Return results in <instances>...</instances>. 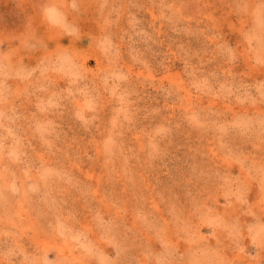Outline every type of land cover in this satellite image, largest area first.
Wrapping results in <instances>:
<instances>
[{"label": "rangeland", "instance_id": "1", "mask_svg": "<svg viewBox=\"0 0 264 264\" xmlns=\"http://www.w3.org/2000/svg\"><path fill=\"white\" fill-rule=\"evenodd\" d=\"M0 264H264V0H0Z\"/></svg>", "mask_w": 264, "mask_h": 264}, {"label": "bare ground", "instance_id": "2", "mask_svg": "<svg viewBox=\"0 0 264 264\" xmlns=\"http://www.w3.org/2000/svg\"><path fill=\"white\" fill-rule=\"evenodd\" d=\"M50 26V25H49Z\"/></svg>", "mask_w": 264, "mask_h": 264}]
</instances>
